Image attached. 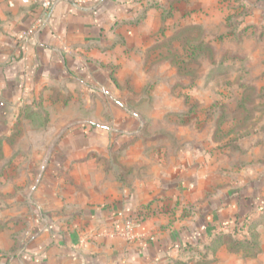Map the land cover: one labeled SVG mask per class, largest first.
<instances>
[{
  "label": "crops",
  "instance_id": "0c3cea01",
  "mask_svg": "<svg viewBox=\"0 0 264 264\" xmlns=\"http://www.w3.org/2000/svg\"><path fill=\"white\" fill-rule=\"evenodd\" d=\"M11 1L0 0V100L8 104L0 139L28 110H52L47 128L34 130L45 144L4 145L2 191L19 194L2 201L14 207L2 211L11 222L0 230V264H232L230 247L210 246L237 218L257 225L262 247L251 264H264V118L234 143L240 152L225 147L236 155L229 165L210 142L191 158L182 145L169 149L164 133L137 131L149 117L129 109L114 82L133 74L158 38L152 35L169 28L164 9L178 13L182 28H217L235 0H87L81 7L61 0L46 14L36 3ZM239 1L244 24L264 29V0ZM40 17L44 26L29 34ZM260 39L251 55L264 78V33ZM87 91L98 99L87 101ZM23 154L31 158L23 162ZM22 164L35 172L26 185ZM23 212L31 219L26 232Z\"/></svg>",
  "mask_w": 264,
  "mask_h": 264
},
{
  "label": "rangeland",
  "instance_id": "374dc122",
  "mask_svg": "<svg viewBox=\"0 0 264 264\" xmlns=\"http://www.w3.org/2000/svg\"><path fill=\"white\" fill-rule=\"evenodd\" d=\"M232 4L217 28H182L178 13L174 15L168 8L164 9V21H170L169 28H160L152 35L158 38L144 53V59L135 60L133 74L121 75L114 81L120 84L121 100L128 103L129 109L149 117L148 122L140 123L137 131L144 135L164 133L169 149L175 152L177 146L182 145L191 158H196L197 150L210 142L216 149L218 162L228 165L235 161L236 155L225 153V147L231 146L235 148L232 149L234 153L240 152L234 143L250 135L257 121L264 118V78L257 75L260 65L251 55V52L256 53L264 29L244 24L248 14L246 7L239 0ZM95 90L110 95L103 85H98ZM63 96L66 103L72 98L68 94ZM95 96L91 91L84 94L87 101L98 99ZM50 110L44 106L28 110L24 119L17 120L10 138L0 139V230L4 223L11 222L2 220V211L14 207L12 203H2L4 197L9 199L19 194L18 189L16 193L2 191V176L8 167V163L2 166L4 145L15 146L18 142L20 148H25L31 144H45V137L34 130L47 128ZM108 126L119 128L114 123ZM30 158L28 154L21 156L23 162ZM24 164L22 168L27 172H22L21 176L26 185L35 172L31 173L29 165ZM9 176L15 175L9 172ZM28 190L23 188L21 191L24 208L30 206L26 203ZM23 213V230L26 232L31 219L27 212ZM224 234L226 238H222ZM27 235L24 233L25 238ZM253 241L248 227L242 223L226 233L217 234L210 247H254L232 251V260H227L232 264H251L260 254L252 253L262 247L260 237L259 244L252 246ZM199 254L203 261L204 255Z\"/></svg>",
  "mask_w": 264,
  "mask_h": 264
},
{
  "label": "built area",
  "instance_id": "2783aa9c",
  "mask_svg": "<svg viewBox=\"0 0 264 264\" xmlns=\"http://www.w3.org/2000/svg\"><path fill=\"white\" fill-rule=\"evenodd\" d=\"M14 1H20L23 4H30V3H36L38 4L41 9L43 10V13H48L59 1L61 0H12L11 4H14ZM69 2L75 7H81L87 0H64ZM45 19L44 17H40L36 20V22L32 25V27L29 29V34H34L42 29L44 26ZM134 221L127 220L126 225L130 229L133 225Z\"/></svg>",
  "mask_w": 264,
  "mask_h": 264
},
{
  "label": "trees",
  "instance_id": "16d2710c",
  "mask_svg": "<svg viewBox=\"0 0 264 264\" xmlns=\"http://www.w3.org/2000/svg\"><path fill=\"white\" fill-rule=\"evenodd\" d=\"M242 218H237L236 219V227H238V225L242 222ZM262 222L264 223V219H262ZM244 224L248 227V231H250L251 233V236L253 237L254 239V243L252 244V246H255L257 244H259V232L257 230V225H253V224H250L248 221H244ZM222 236V235H221ZM221 236H219L218 238H221ZM227 235L224 234L222 236V238H226ZM217 238V239H218ZM217 239L215 240V242L217 241ZM214 248H218L216 246H214ZM242 248H246V249H252L254 247H230V250L231 251H238ZM260 251V247H257L256 251L252 253V255H256V253H258Z\"/></svg>",
  "mask_w": 264,
  "mask_h": 264
},
{
  "label": "water",
  "instance_id": "95a60500",
  "mask_svg": "<svg viewBox=\"0 0 264 264\" xmlns=\"http://www.w3.org/2000/svg\"><path fill=\"white\" fill-rule=\"evenodd\" d=\"M0 114L4 116L8 114V104L4 103L2 100H0Z\"/></svg>",
  "mask_w": 264,
  "mask_h": 264
}]
</instances>
